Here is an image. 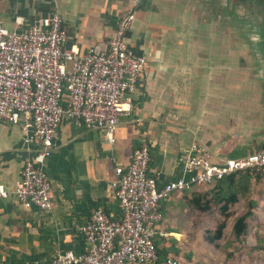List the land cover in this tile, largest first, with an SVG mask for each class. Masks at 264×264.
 I'll return each instance as SVG.
<instances>
[{
	"label": "crops",
	"instance_id": "crops-1",
	"mask_svg": "<svg viewBox=\"0 0 264 264\" xmlns=\"http://www.w3.org/2000/svg\"><path fill=\"white\" fill-rule=\"evenodd\" d=\"M129 9L126 41L146 59L132 110L112 143L63 117L45 161L50 210L24 208L15 197L30 152L21 127L0 122V264H50L61 252H83L78 226L98 207L118 216L110 182L141 138L158 184L186 175L178 157L194 141L220 158L264 145V0H0V20L13 29L56 11L66 46L85 50L109 39ZM181 194L161 207L181 204Z\"/></svg>",
	"mask_w": 264,
	"mask_h": 264
},
{
	"label": "built area",
	"instance_id": "built-area-1",
	"mask_svg": "<svg viewBox=\"0 0 264 264\" xmlns=\"http://www.w3.org/2000/svg\"><path fill=\"white\" fill-rule=\"evenodd\" d=\"M134 18L132 9L125 11L109 39L85 50L75 43L66 46L67 33L56 11L28 25L17 22L13 29L0 20V122L19 125L30 152L14 189L24 208L53 206L45 161L63 117L114 142L116 127L132 110L146 65L125 38ZM149 160L150 142L141 138L130 162L116 166L110 182L120 214L94 209L78 226L84 251L61 252L50 264H192L173 254L159 258L156 239L167 235L162 202L233 172L264 171V145L241 157L220 158L205 143L194 141L178 157L186 175L162 184L148 174ZM5 196L0 186V197Z\"/></svg>",
	"mask_w": 264,
	"mask_h": 264
},
{
	"label": "rangeland",
	"instance_id": "rangeland-1",
	"mask_svg": "<svg viewBox=\"0 0 264 264\" xmlns=\"http://www.w3.org/2000/svg\"><path fill=\"white\" fill-rule=\"evenodd\" d=\"M212 186H200L197 190L204 192ZM191 196L188 191L179 195L181 204L172 202L163 207L166 246L178 249L172 253L192 264H264V177L251 180L246 197H240L230 206L228 216L215 204L208 210L198 209L190 203ZM210 197L211 193L207 194V198ZM249 200H255L256 205L246 219V233L236 238L232 225L235 218L246 211ZM221 221H225L221 238L210 242L208 234Z\"/></svg>",
	"mask_w": 264,
	"mask_h": 264
},
{
	"label": "trees",
	"instance_id": "trees-1",
	"mask_svg": "<svg viewBox=\"0 0 264 264\" xmlns=\"http://www.w3.org/2000/svg\"><path fill=\"white\" fill-rule=\"evenodd\" d=\"M264 177V171L260 168H249L225 175L221 179L214 180L211 189L201 192L200 190H188L191 193L190 203L200 210H208L211 204L219 207L222 214L229 215V208L232 204L237 202L240 197H246L252 179L260 180ZM188 191H184L186 193ZM211 193V197L207 198V194ZM256 205L255 200H249L246 211L237 216L232 225V231L236 238L246 233L247 222L246 219L252 215V208ZM162 215H164L163 207H160ZM120 214V209H119ZM118 214V215H119ZM225 227V221L217 224L215 230L208 234L210 242L221 238L222 231ZM261 239L258 238V241ZM158 255L160 260H163L168 254L179 256L172 251L178 252V249L173 246H166L165 238L160 237L156 239Z\"/></svg>",
	"mask_w": 264,
	"mask_h": 264
}]
</instances>
